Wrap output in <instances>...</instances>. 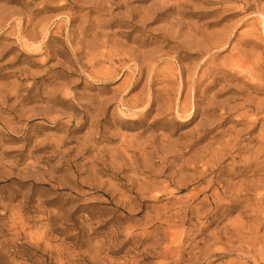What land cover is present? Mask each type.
I'll use <instances>...</instances> for the list:
<instances>
[{
    "label": "rangeland",
    "instance_id": "374dc122",
    "mask_svg": "<svg viewBox=\"0 0 264 264\" xmlns=\"http://www.w3.org/2000/svg\"><path fill=\"white\" fill-rule=\"evenodd\" d=\"M0 264H264V0H0Z\"/></svg>",
    "mask_w": 264,
    "mask_h": 264
},
{
    "label": "bare ground",
    "instance_id": "6f19581e",
    "mask_svg": "<svg viewBox=\"0 0 264 264\" xmlns=\"http://www.w3.org/2000/svg\"><path fill=\"white\" fill-rule=\"evenodd\" d=\"M246 36V35H245Z\"/></svg>",
    "mask_w": 264,
    "mask_h": 264
}]
</instances>
